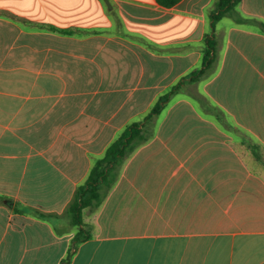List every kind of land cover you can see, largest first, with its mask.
Here are the masks:
<instances>
[{"label": "crops", "instance_id": "obj_1", "mask_svg": "<svg viewBox=\"0 0 264 264\" xmlns=\"http://www.w3.org/2000/svg\"><path fill=\"white\" fill-rule=\"evenodd\" d=\"M217 2L0 0V264L62 263L77 188L136 122L149 139L84 210L93 236L70 264H264V26L218 21L219 71L201 85L243 130L219 125L185 80ZM238 9L264 24V0ZM178 83L155 129L146 117ZM242 86L256 99L218 92Z\"/></svg>", "mask_w": 264, "mask_h": 264}, {"label": "trees", "instance_id": "obj_2", "mask_svg": "<svg viewBox=\"0 0 264 264\" xmlns=\"http://www.w3.org/2000/svg\"><path fill=\"white\" fill-rule=\"evenodd\" d=\"M161 5L172 7L182 0H157ZM242 0H218L216 9L211 13L213 34L206 37V48L204 50L203 66L194 70L186 82L197 83L208 75V70L218 58L219 48L216 38L215 28L217 22L225 16H233L238 22L242 23H263L257 22L255 18L242 15L238 9ZM183 83L176 84L169 92L163 94L155 103L152 111L147 115L148 122L153 121L157 124V119L166 107L171 97L181 88ZM194 97L201 101L203 107L210 112H217L214 106L203 93H195ZM156 129V128H155ZM149 137L146 135V124L136 122L130 124L122 133L109 145L104 156L100 157L92 167L88 178L81 184L76 192L73 201L67 208V215L73 226L77 227L74 240L75 244L69 251L61 264H70L76 254L78 245L88 239L93 234L91 224L84 220V210L95 211L103 204L108 194L120 178L122 167L133 152ZM42 217L48 216L45 213Z\"/></svg>", "mask_w": 264, "mask_h": 264}, {"label": "rangeland", "instance_id": "obj_3", "mask_svg": "<svg viewBox=\"0 0 264 264\" xmlns=\"http://www.w3.org/2000/svg\"><path fill=\"white\" fill-rule=\"evenodd\" d=\"M227 17L228 18H226V21L236 20L233 16H227ZM251 24H253V23H251ZM254 25L257 26V27H260L259 23H255ZM220 50L222 51V49H220ZM218 71H219V67H217V69L215 71L208 70V75L205 78L201 79L199 82H197L199 90L207 97V99L210 101V103H212L214 106H216V109H217V112H210V113L206 112V113H208L209 116H211L213 119H215V121L218 122L219 125L223 124L222 126L224 128H227L228 126H232V125H237V127L240 130H243V127L236 122V120L232 117V114L229 113L225 109V107L223 105H220V104L216 103L214 100L211 101V99L207 95V93H205V91H202V89H201V85H204L209 80H211L217 74ZM250 88L253 89L252 86ZM247 89L248 88H246L245 86H242L239 89H231V88L228 87V88H225L224 90H220L218 92H219L220 95H222V97H223V99L225 101L226 100H229V101L230 100H234L235 103H237L239 101L241 104H245L251 98H252V101H253V99H256V96H257V91H247ZM198 101L201 104V106H203L201 101L200 100H198ZM201 111H203V114H205L204 112L206 110L204 111V110L201 109ZM160 115H159V117L157 119V124H155V128H157L158 125H159L160 118H161ZM227 129H231V128H227ZM127 161H128V159L126 160V162ZM123 167H122V169H123Z\"/></svg>", "mask_w": 264, "mask_h": 264}]
</instances>
